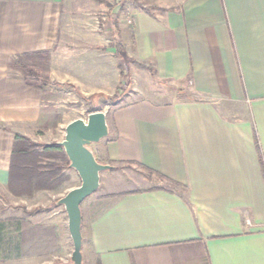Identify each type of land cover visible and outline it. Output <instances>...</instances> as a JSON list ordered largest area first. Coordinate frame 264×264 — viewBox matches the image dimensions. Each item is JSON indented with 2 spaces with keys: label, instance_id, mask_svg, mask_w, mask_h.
Wrapping results in <instances>:
<instances>
[{
  "label": "crops",
  "instance_id": "obj_1",
  "mask_svg": "<svg viewBox=\"0 0 264 264\" xmlns=\"http://www.w3.org/2000/svg\"><path fill=\"white\" fill-rule=\"evenodd\" d=\"M153 2L0 0V189L15 134L42 144L50 127L41 69L74 81V67L91 66L88 38L81 61L67 51L71 25L82 18L85 37L91 13L106 11L116 25L98 31L173 89L105 113L107 159L163 179L121 180L86 201L96 263L264 264V0Z\"/></svg>",
  "mask_w": 264,
  "mask_h": 264
},
{
  "label": "rangeland",
  "instance_id": "obj_2",
  "mask_svg": "<svg viewBox=\"0 0 264 264\" xmlns=\"http://www.w3.org/2000/svg\"><path fill=\"white\" fill-rule=\"evenodd\" d=\"M132 1L144 9H152L154 3L153 0H124V6H129ZM105 13H91L87 21L91 32L85 37L82 34V18L76 17L71 25L73 30L67 51L76 57L78 55L75 61H81L79 57L88 49V38L92 45L90 53L93 62L89 67H74V81H64L66 77L60 67H53L58 71L54 72L52 79L47 76L48 67L41 69L39 81L51 117L50 127L42 133V144L60 143L69 122L75 119L86 120L94 110L103 111L109 117L117 107L148 98L151 93H156L153 98L157 97L160 101L172 99L169 93L172 92L173 84L161 81L151 70L150 73L141 65L137 66L121 43L115 42L114 31L110 30L106 34L98 31L102 29L103 23H107L108 27L116 25L114 19L106 18ZM108 140L107 135L88 145L96 160L111 168L100 172L97 190L81 203V217L86 209V201L92 195L103 192L107 186L120 188L123 186L121 180L132 186L143 187L158 182L155 178L150 180L148 173L144 180L134 165L107 159L105 146ZM63 171L70 179L58 190H38L28 197L15 196L8 189H0V264H73V244L67 229V215L57 201L67 191L79 186L80 178L70 166ZM81 254L82 264H97L87 239H82Z\"/></svg>",
  "mask_w": 264,
  "mask_h": 264
},
{
  "label": "water",
  "instance_id": "obj_3",
  "mask_svg": "<svg viewBox=\"0 0 264 264\" xmlns=\"http://www.w3.org/2000/svg\"><path fill=\"white\" fill-rule=\"evenodd\" d=\"M108 135V125L103 111H94L88 114L87 119H75L65 127L64 139L59 143L69 160V166L74 169L80 185L67 191L57 204L64 207L67 215V228L72 240L73 264H82V233L81 209L84 199L94 193L99 186L100 172L111 168L108 164L99 163L92 151L88 148Z\"/></svg>",
  "mask_w": 264,
  "mask_h": 264
},
{
  "label": "trees",
  "instance_id": "obj_4",
  "mask_svg": "<svg viewBox=\"0 0 264 264\" xmlns=\"http://www.w3.org/2000/svg\"><path fill=\"white\" fill-rule=\"evenodd\" d=\"M14 138L8 183L13 195L30 197L34 191L58 190L69 181L63 171L69 168V160L58 142L35 143L20 134ZM148 174L150 180L163 179L153 171L148 170Z\"/></svg>",
  "mask_w": 264,
  "mask_h": 264
}]
</instances>
